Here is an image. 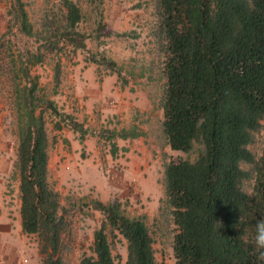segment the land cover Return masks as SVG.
<instances>
[{"label":"trees","instance_id":"1","mask_svg":"<svg viewBox=\"0 0 264 264\" xmlns=\"http://www.w3.org/2000/svg\"><path fill=\"white\" fill-rule=\"evenodd\" d=\"M62 5L63 20L41 32L35 31L23 0H12L10 11L16 38L27 39L10 61L20 215L24 234L39 239L43 264H66L63 251L70 228L61 196L49 180L51 142L45 113L58 119V130L69 125L82 138L88 134L43 95L38 77L32 75L47 54L62 51V43L74 51L87 50L90 37L78 30L80 6L73 0ZM158 8L167 80L163 132L175 152L201 147L195 161L177 157L165 170L166 203L176 226L175 264H264L254 246L255 226L264 219V150L256 159L249 149L254 134L264 129V0H158ZM104 30L107 37L114 34L100 26L98 36ZM88 54L92 63L117 68L112 60ZM139 135L133 128L112 131L110 139ZM244 163L253 166L251 195L243 190L251 177ZM92 208L104 221L94 233L92 254L84 255L80 264H117L110 235L127 242V264H158L155 240L143 218L127 216L118 199L109 204L95 200Z\"/></svg>","mask_w":264,"mask_h":264},{"label":"rangeland","instance_id":"2","mask_svg":"<svg viewBox=\"0 0 264 264\" xmlns=\"http://www.w3.org/2000/svg\"><path fill=\"white\" fill-rule=\"evenodd\" d=\"M73 1L80 6L83 14V21L78 26V30L90 37L86 41L87 50L74 51L71 46L62 43L60 45L61 52L47 54L43 64L32 68V75L38 77L43 95L54 101L60 109L62 107L61 97L67 96L64 93L72 88L70 78L76 71L83 69L80 62H89L87 58L89 57L88 52H90L96 55L100 61L105 58L117 64V68L114 70L108 68L106 64L95 63L100 66L98 72L101 77L116 76L120 79L122 86L134 95V99L138 93H143L145 99L150 100L153 110L145 115L143 121H147L146 116H149V129L155 131L160 129L167 80L164 73L163 48L165 41L160 29L158 0ZM23 2L35 31H44L46 26L53 22L59 23L64 18L63 0H23ZM11 3L12 0H0V162L3 163L7 171L6 176H0V182L4 187V207L10 218L15 220L20 215L21 201L19 179L15 173L19 140L16 133L15 88L10 61L14 52L17 55L27 39H17L16 31L11 29ZM100 26L110 27L114 34L107 37L104 30L103 34L98 36L97 31ZM40 45L36 44L35 46L39 47ZM118 70L120 75L117 73ZM58 72L60 76L56 80ZM45 118L52 145L50 184L60 194L61 204L70 223L69 232L65 236L63 257L66 264H80L84 255L92 254L94 233L104 221L102 214L92 208V202L100 200L91 196L90 191L92 192V190L91 188L88 190L87 182L81 181L80 174L74 171L75 168H80V156L69 164H64L63 159L59 161V156L66 151V148L61 149L58 146L63 138H59V135L55 133L57 118L49 111L45 113ZM117 128L118 125L115 128L112 126L111 128L96 129L95 131L99 133L96 136L98 137L96 148L101 152L103 158L109 156L110 162L105 161L103 165L109 166L108 169L114 168L120 171V164L113 160L118 152L116 139H110V132L117 131ZM133 128L139 130L138 127L131 129ZM77 139L84 141L81 136H78ZM114 149L116 150L115 154ZM249 149L256 159L261 158L264 150L263 128L254 134V141ZM200 150L201 147L197 145L190 153L175 152L174 157L170 160L182 157L193 162L198 157ZM74 151L77 154L81 152L80 149ZM242 167L251 173V177L243 184V190L251 195L255 184L253 166L244 163ZM147 175L141 201L151 200L159 203L160 198L163 197V187L158 182L160 174L158 170L151 169ZM94 177V185L100 191L101 186L108 185L103 172H95ZM161 178L163 180L164 171L161 173ZM121 203L127 216L143 218L146 222L155 240L154 247L158 264H175L173 241L176 226L172 209L166 203V196L164 200H161L158 210L144 208L143 211L142 205L136 199H123ZM32 239L40 247L39 239L36 236ZM110 240L116 263L127 264V242L120 236L115 238L113 235H110Z\"/></svg>","mask_w":264,"mask_h":264},{"label":"crops","instance_id":"3","mask_svg":"<svg viewBox=\"0 0 264 264\" xmlns=\"http://www.w3.org/2000/svg\"><path fill=\"white\" fill-rule=\"evenodd\" d=\"M80 66H83V69L76 71L70 78L72 88L64 93L67 96L61 97L62 109L59 110L83 125L88 130V134L82 138V135L69 125H63V128L59 130L56 129L55 133L59 135V138H63L58 144L59 148H66V151L59 156V161L63 159L64 164H69L80 156V168H75L74 171L80 174L81 181L87 182L88 190L90 188L92 190L90 191L91 196L104 204L115 198L120 201L136 199L142 205L143 211L144 208L158 210L161 200L165 199L166 166L171 162L170 159L174 157L175 151L167 143L163 126L155 131L149 129V116H146L147 121H143L145 115L153 110L152 103L148 98L145 99L143 93H138L134 99V95L122 86L118 77L111 75L101 77L98 64L82 61ZM162 114L161 124L163 125L164 110ZM117 125L118 128L115 131L117 133L123 130L130 131L132 127H138L140 133L136 138L122 139L118 136L114 138L118 152L113 160L120 164L122 171L114 168L108 169L109 166L103 165L105 161L110 162L109 156L103 158L96 148L98 142L96 136L99 133L95 130L112 126L115 128ZM78 136H81L84 141L77 139ZM78 149L81 152L77 154L74 150ZM51 151L52 145L49 150V172ZM151 169L158 170L160 174L158 182L163 187V197L160 198L159 203L151 200L141 201L144 183L148 178L147 173ZM97 171L103 172L108 183V185L101 186V191L94 185V175ZM6 174L7 171L0 162V176H6ZM3 191L4 187L0 182V264H43L40 247L32 239L34 236L23 232L21 215L15 220L8 215L3 204Z\"/></svg>","mask_w":264,"mask_h":264},{"label":"clouds","instance_id":"4","mask_svg":"<svg viewBox=\"0 0 264 264\" xmlns=\"http://www.w3.org/2000/svg\"><path fill=\"white\" fill-rule=\"evenodd\" d=\"M254 246L259 251L258 260L264 262V219L258 221L255 226Z\"/></svg>","mask_w":264,"mask_h":264}]
</instances>
